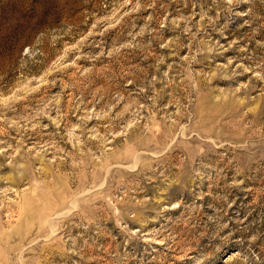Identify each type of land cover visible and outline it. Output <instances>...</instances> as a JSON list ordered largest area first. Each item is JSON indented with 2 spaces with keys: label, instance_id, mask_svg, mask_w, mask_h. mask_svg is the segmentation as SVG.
Wrapping results in <instances>:
<instances>
[{
  "label": "rangeland",
  "instance_id": "1",
  "mask_svg": "<svg viewBox=\"0 0 264 264\" xmlns=\"http://www.w3.org/2000/svg\"><path fill=\"white\" fill-rule=\"evenodd\" d=\"M0 264H264V0H0Z\"/></svg>",
  "mask_w": 264,
  "mask_h": 264
}]
</instances>
